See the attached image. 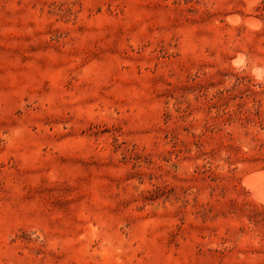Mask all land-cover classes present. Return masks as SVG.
<instances>
[{"label":"rangeland","instance_id":"1","mask_svg":"<svg viewBox=\"0 0 264 264\" xmlns=\"http://www.w3.org/2000/svg\"><path fill=\"white\" fill-rule=\"evenodd\" d=\"M259 170L264 0H0V264H264Z\"/></svg>","mask_w":264,"mask_h":264},{"label":"bare ground","instance_id":"2","mask_svg":"<svg viewBox=\"0 0 264 264\" xmlns=\"http://www.w3.org/2000/svg\"><path fill=\"white\" fill-rule=\"evenodd\" d=\"M231 21V18H230ZM236 23V20H234ZM246 24L252 28L257 27L256 21L246 19ZM234 24V23H233ZM240 63V62H239ZM238 64V63H237ZM243 182L251 192V196L256 201H264V170H259L244 177Z\"/></svg>","mask_w":264,"mask_h":264}]
</instances>
